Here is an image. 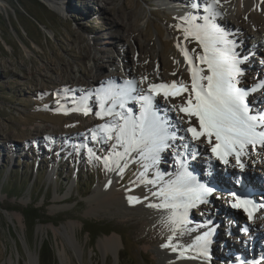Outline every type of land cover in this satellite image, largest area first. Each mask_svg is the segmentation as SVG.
I'll return each mask as SVG.
<instances>
[{
  "label": "rangeland",
  "instance_id": "obj_1",
  "mask_svg": "<svg viewBox=\"0 0 264 264\" xmlns=\"http://www.w3.org/2000/svg\"><path fill=\"white\" fill-rule=\"evenodd\" d=\"M52 1L58 3L60 9L52 7L46 0H0V5H3L0 7L1 181H7L8 177L17 179L16 188L0 185V264H41L39 250L44 238L52 241L55 264H170L171 259L165 258L156 245L168 239L187 216L180 214L173 221L159 220L150 226L142 217L149 218L141 212L131 217L121 216V212L114 208L87 212L91 196L106 177L108 158L121 153L124 147L117 143L115 132L112 133L113 139L109 140L99 126L101 123L94 127L91 123L95 122L98 113L106 111L112 104L108 99L104 109L101 108L103 82L107 83L112 75L121 74L128 68L133 69V65L138 66L139 63L144 67L154 63L162 80L165 82L170 79L169 85L173 81L178 86L181 82L186 85L188 92L172 96L173 99L186 98L183 103L186 104L191 92V73L190 67L181 62L185 59V51L194 61L200 62V54L196 49L204 48L195 38V28L205 22L207 13L198 14L194 17L195 21H189L168 7V3L174 0H91L92 4L88 1L84 5L81 3L85 0ZM232 1L219 0V4L230 6L228 4ZM190 3L177 1L183 7ZM195 5L201 10L208 9V5L202 6L201 2ZM256 5L250 12V18L264 30V0H256ZM86 6L89 11L84 10ZM87 12L89 15L85 16ZM230 13L226 16L232 22L237 19L248 26V20L240 12L231 10ZM259 13L263 17H258ZM214 18L228 24V19L220 11H216ZM232 22L228 30L237 32L234 37L240 40L246 38V45L258 42L259 38L251 28L248 33H244V30H236ZM89 39L93 44H88ZM237 47L241 50V44L238 43ZM253 47L261 48L256 45ZM254 55L257 57L253 60L256 58L254 62L260 67L252 64L253 60L247 65L240 64L242 68L238 79L241 84L247 83L242 85L244 88H254L252 94H262V98L254 94V102H264V77L255 80L257 87L261 88L252 85L255 77L253 70L260 76L262 73L258 69H264V53L258 51ZM111 56L117 59L116 64L119 66L110 65ZM93 58L104 65L99 71L101 80L96 84L90 83L92 78L96 79L97 73L91 61ZM132 88L139 97L143 96L141 88L135 84ZM172 103L175 113L169 114L171 123L164 119L163 122L171 129L175 125L173 121H177L179 127L175 128L174 134H170L174 142L168 143L163 149L159 164L167 169L175 164L178 169L180 162L174 160L171 163L168 157H172L174 147L185 149L181 148L185 141L186 145H190L182 130V124H188L189 118L179 111L181 103L175 100ZM82 104L87 111L80 113ZM127 105L132 108L139 106L133 100L128 101L125 108ZM159 108L167 113L161 104ZM132 110L137 116V112ZM120 123L123 122L117 120L115 124ZM75 137L77 141L73 140ZM188 150L200 153L199 156L185 154L188 163L190 159L206 162V153L201 148L197 151L194 142ZM256 157L257 150L251 151L249 169L258 167L255 166L258 163ZM227 159L234 162L231 158ZM142 163V159L136 158L124 169L121 179L124 185L141 171ZM184 166L182 164L181 168ZM216 166L223 170L222 163L218 162ZM155 169L162 172L159 168ZM155 169L150 171V179H153ZM196 171L198 176L204 173L199 167ZM38 172L40 176L36 184L33 187L32 183L29 184L23 191L27 181ZM42 183L48 190L38 196L37 191ZM217 191L212 189L196 204H190V217L202 224L206 214L210 216L208 209L212 210L214 205L221 207L224 204V210H234L230 201H226ZM253 197L258 206L264 203V199ZM32 203L45 217L35 227L20 211L21 207ZM232 215L229 213L232 218L244 220L241 214ZM259 215L258 224L264 227L263 212L260 211ZM225 218L217 220L212 213L207 218L217 227L216 236L209 234L210 231L206 233L213 239L208 246L203 247V254L207 255L209 264H224V252H229L226 235L232 233V228L230 217ZM76 221H81V225L76 226V235L63 227L68 222ZM90 223H96L97 226ZM240 225L237 228L238 238L246 241V233ZM86 228L91 232L86 231ZM116 233L122 238L119 255L112 250L104 253L99 246L100 241ZM221 241L224 242L223 247ZM77 244L83 248L81 254L74 248ZM203 254L200 253L201 256Z\"/></svg>",
  "mask_w": 264,
  "mask_h": 264
},
{
  "label": "bare ground",
  "instance_id": "obj_2",
  "mask_svg": "<svg viewBox=\"0 0 264 264\" xmlns=\"http://www.w3.org/2000/svg\"><path fill=\"white\" fill-rule=\"evenodd\" d=\"M46 1L56 9L57 7H59V4L52 0H46ZM88 1H90V3L92 4L91 0H85L84 3H81V5L87 4ZM177 1L181 3H188V1L189 2L191 1V3L189 4V6L183 7L178 5ZM200 2L202 6H205V4L206 6L208 5V9L201 10L200 7L195 5V3L198 4ZM228 5L230 6H223L222 4L215 3L214 0H174V2L171 1L168 3V7L170 9L175 10L178 15L183 16L189 21H195L194 18L195 16L206 12L207 13L206 18L204 19L205 22H203L201 25L196 26L195 33L200 37H202L204 42L208 43L210 48L213 46L212 37H223L225 43H217L215 44V47L220 50L230 48L232 52L235 54L236 60L240 61V58L242 60L245 59L244 61H240V63L237 65V67L240 69L242 68L240 67V64L242 65L243 63V65H247V63L251 62L254 57H257V55L250 54V52L254 49V47H252L253 44L249 43L248 45H246L245 44L246 38H244V40H240L239 37H234L237 35V32H235V30L234 33L228 30V28L231 27L229 23L232 21L229 19L230 18L229 16H226V14L229 13L228 15H230L232 14L230 13V11L235 10L240 12L243 18L248 20V26L243 25L237 19H235L234 22H232L233 23L232 25L236 27V30H244V33L245 32L248 33V29L251 28L256 33V36L259 38L258 46L261 47V48H256L255 50L262 53H264V37H263L264 35L262 36L264 30H262V28L257 24V22H255L250 18L251 10L257 7L256 0H233ZM1 6L3 5H0V7ZM84 10L89 11V7L88 6L84 7ZM216 11H220L222 14L225 15V17L228 19V24L227 23L225 24V22L220 21V19L215 20L214 16ZM262 11H264V8L262 9ZM61 12L64 13V11ZM262 13H259L258 17L259 16L261 17ZM87 15H89L88 12L87 14H85V16ZM91 42L92 40L90 41L89 39L88 44H93V42L92 43ZM238 43L241 44V50H239L238 47L236 48V45ZM196 50L200 54V56L204 55V49L197 47ZM242 57H247V58H242ZM191 60H192L191 66H196L199 67L200 69H204V72L202 74L204 75L208 74L206 64H201L200 62L194 61L193 57H191ZM254 60L251 63L257 65L258 63H256V61L254 62ZM91 61L94 64L97 73H96V79L92 77H91L92 79L90 78L91 79L90 83L95 82L94 84H96L97 81L101 80L100 72L104 68V65L100 63L98 59L95 58H93ZM157 61L155 60V62ZM109 62L110 65L112 66L113 64H116L117 59L111 56L109 58ZM181 63L182 64L184 63L186 64L185 66L190 67L189 62L185 59ZM133 69L129 70L128 68L127 71H124L121 74L117 73L115 75H112L111 78H108L107 83L103 82L104 86H102V88H104V95L109 90L113 92H119L123 89H128L129 87L132 88L133 84H135L138 88H141L143 96H148V95L152 96V111L156 114V116H158L162 121L164 119L165 122L171 123L169 114L172 115L175 113V110H173L172 100H175L176 102L183 104L186 98L175 97L173 99L172 95H169L167 98H165V96L163 95L164 90H160L159 95L149 92L148 86L150 84L169 85L171 83L169 78L166 79L165 82L164 80H162V76L159 73V71H157L156 65L154 63L153 65L150 64V66L147 67H144L142 64L139 63L138 66L133 65ZM258 71L262 73L260 76L257 75V72L255 70H253V72L255 73V77L253 79L254 84L252 85H254L255 87H257L255 80L257 78L262 79L264 77V69L259 68ZM129 81L132 82L131 85L126 83ZM203 83L206 84L207 82L204 81ZM244 84L246 85L247 83L246 82H244L243 84L240 83L238 86L244 88V86H242ZM258 87L261 88L260 86ZM247 90H249L247 101L251 103V105L249 104V107L251 109L250 114H257L258 112L264 111L263 101L257 100L256 102H254V97H253L254 94L258 96V94L256 93L252 94L254 88ZM104 95H102V97H104ZM132 95L137 98L139 97V94L136 92L135 89L132 91ZM258 97L262 98V94H260V96ZM107 101L108 99L104 100V106L107 105L106 104ZM160 104L165 108V111H167V113H164L163 110L159 108ZM138 105L139 108L136 107V105L133 108L132 106L127 105L126 109L127 108L134 109L137 112L136 113L137 116H139L140 104L138 103ZM80 106H78L80 107L79 108L80 113L87 111L86 108H84V104ZM111 106L112 104H110L109 107ZM78 107H77V112H78ZM115 111H121V109L117 106L115 108ZM97 119L95 120V122L91 123L92 127H94V125H98L99 123H101L99 124V126L104 124L112 125L115 124L117 120L120 121L118 118L109 115H104L102 118L101 116L98 115ZM173 123L175 125L171 129L165 123L167 125L166 128L167 131L169 132L168 133L169 136L174 134L173 132L176 130L175 129L176 127H179L178 126L179 124H176L177 121L175 122L173 121ZM191 123L196 125L198 128V121H196L195 118L191 120ZM189 126H190L189 123L182 124L183 133L184 135H186V138H188L187 141L189 142L190 145L189 146L186 145V141H185V144L183 143L181 147V148L186 147L185 149L181 150L180 148L177 149L176 147H174V151L172 152L173 153L172 157L171 158L168 157L171 163L174 162V160L175 161L178 160L179 162L183 161L184 163L181 164H185L184 168H181L180 166L179 169H177L175 164L170 165V168L168 169L164 168V166H161L159 164V159L163 155V150L159 152L158 155H156L155 159H153L152 155H149L147 158H143L139 155L138 152H131L123 156L114 154L113 156L108 158L109 167L107 170L106 177L104 178L102 183L98 184L94 194L91 196L87 212L94 213V212H98L101 209L111 210L114 208L115 211L121 212V216L123 217H131V215L138 214L141 212V214L144 213V215H146L149 218V219H145L144 218L145 216L142 217L143 221L149 224L150 226H152L155 223H158L159 220L165 221L166 219H168L167 222H169L170 219L173 221L175 217H177L180 214L187 216L185 222L182 225H180L177 230L173 231L172 235L168 237V239H165L156 245V247L163 253L165 258L171 259L170 264H209L207 262L208 261L207 255L203 254L205 252L204 251L205 249H203V247L208 246L211 240H213L210 239L206 234L208 231H210L209 234L212 233L214 236H216L215 234L216 225L214 227V223L209 221V219L207 218H210L211 213L215 216V218H217V220H221V219L226 220L225 217L228 216L230 217L231 220L230 226L232 228L231 229L232 233L228 232V234L226 235L227 237L226 242L228 244L227 248L229 252H227V250L226 252H224L225 253L223 256L225 260L224 264H229V262L230 264H251L245 261V259L264 255V227L258 224V217L260 216L259 215L260 212H256L255 198L253 197L255 196L257 199L259 198V200L264 199V146H261L260 144H256L254 146V147L257 146L262 147V152H263L262 154L263 158L261 160V163L255 169L254 168L249 169L248 162L245 160L246 157H250V153L251 151H253L254 147L252 145H246L243 153L240 156L241 159L244 158L242 160L244 161L243 167H241L240 164L237 163L235 153L231 155H227L226 156L227 163H225L223 160L219 159L216 154L212 152V147L213 145L216 144L215 137L214 136L212 137L211 144L208 143V140L205 137H201L198 140L193 139L191 133L187 131V128ZM73 140L77 141L78 138L75 137L73 138ZM173 142H174L173 139H169L167 141V144ZM193 142L194 145H196L197 151L198 149L201 148V150L206 153L207 157L204 158L206 159V162H204V160L202 162L200 161L196 162L190 159L191 160L190 162L193 163L191 164L190 162L188 163L186 161V158L184 157L185 154H189V156L193 155L191 153H194V156L195 155L199 156L200 154L199 152H195L194 150L191 151L188 150V148L192 146ZM122 153H124V147L120 154ZM228 156L232 157L234 162L228 160L227 159ZM136 158L142 159L143 162L142 169L129 183L124 185L123 182L121 181L122 173L124 169L128 165H130V162H132V160ZM218 162L224 165V167L222 168L225 171L224 173H222L223 171L220 172L218 166H216V163L218 165ZM192 166L197 168L199 167V169L204 173L199 174V176L196 175V173L194 175H189L185 173L186 171H189L190 167ZM155 168L161 169L162 172L160 173ZM153 169H155L156 171L154 173L153 179H150L151 178L149 177V175H151L150 171ZM254 172L257 173L258 175L255 174ZM182 173L183 176H181ZM225 175L232 177L235 176L237 179L241 180L242 185H237V183L235 182L236 179L233 182V185H231L230 183L232 182V179L226 178ZM200 176L202 179L200 178ZM223 181H225L226 184L229 181L228 186L226 185V187L229 188L238 187L243 190L254 189L260 191L259 193L251 196L252 202L255 204L252 207V210L255 211L254 215H251V217L249 216V212H251V210L248 204L243 205L241 207H234L233 208L234 210L231 209L224 210L225 208L223 207L225 206L224 204H221L222 205L221 207L218 205H216L217 207L215 205L214 206L212 205L213 206L212 210L211 208L208 207L209 208L208 210L210 211V216L206 214L205 221L202 224L194 220V218L190 217L188 212L190 207L185 208L184 205L189 204L186 202L187 199L189 200L195 199V194L192 193V190L194 188L198 189L202 186L203 188H208L211 190L217 189L218 190L217 192H220V194L225 198V200L229 198L232 201V203L230 204L231 206L237 203L236 198L234 199L227 197L222 193V191H220V190H226V187L222 184ZM259 181L262 182L261 185H259ZM173 184L179 187L181 191L188 193V195L176 196V197L167 194L160 195V192L162 190L167 192L169 186ZM217 187L220 189H218ZM130 200H133V202H130ZM134 204H140V205H134ZM164 205H167V207H165ZM173 205L176 206L174 207ZM259 206L261 207L262 204H259ZM245 207L248 209V211H245ZM262 212L263 211H261V213ZM229 213L235 216H237V213L238 215L241 214V218L243 216L244 220L240 221L239 218H232L231 216H229ZM153 215L154 218H151ZM243 224L247 225L248 227L247 228L248 231L246 232V235H244L246 236L245 237L247 239L246 241L238 238V234H239V230L237 232L238 225H240L241 228H243ZM80 225H81V221H76V222H68L63 227L66 228L67 230H72V232H74V234L76 235V229H77L76 226L78 227ZM233 225L235 226L232 227ZM120 242H122L121 235L119 233H116L107 236L106 238L101 240L99 246L104 253H108L110 250H112L117 255H119ZM221 244L223 247L224 242L221 241ZM74 248L76 249L78 254H81L82 252L81 250L83 248L81 247L80 244L75 245ZM200 253H202L203 256H201ZM239 260H243V261L239 262Z\"/></svg>",
  "mask_w": 264,
  "mask_h": 264
},
{
  "label": "snow or ice",
  "instance_id": "obj_3",
  "mask_svg": "<svg viewBox=\"0 0 264 264\" xmlns=\"http://www.w3.org/2000/svg\"><path fill=\"white\" fill-rule=\"evenodd\" d=\"M214 2L219 3V0H214ZM195 38L204 48V55L199 56L198 59L201 64L207 65L208 74H202L204 69L192 67L191 57L188 56L187 51L184 52L185 60L190 64L191 92L186 104L178 106L179 111L189 118L190 126L187 131L191 133L193 139L198 140L205 137L211 144L214 136L216 144L213 145L212 152L225 163H227L226 156L235 153L237 163H240V156L246 145L264 146V111L250 114L251 109L247 101L249 90L238 86L240 84L238 76L241 70L237 65L240 61L235 59V54L230 48L220 50L215 47L217 43H225L223 37H212L213 46L211 48L199 35ZM204 81L207 83H203ZM126 83L131 85L132 82ZM148 88L150 93L157 95L160 94V90H164L165 98L169 95L181 96L189 91L182 82L178 86L175 81L171 85L150 84ZM133 90L129 87L119 92L109 90L105 93L101 98V108L104 107L105 99H110L112 106L98 115L101 118L104 115L114 116L123 123L104 124L100 125V128L109 140L113 139L112 133L115 132L117 143L124 146V153H118V155L138 152L143 158L152 155L155 159L156 155L168 146L167 141L174 137L169 136L164 122L152 111V96L137 98L132 95ZM129 100L140 104L139 116L134 115L131 108H125ZM117 106L121 111H115ZM193 117L198 121V128L191 123ZM93 139H95V133ZM241 167H243L242 164ZM196 191L198 193L196 198L200 199L210 193L211 189L201 186ZM166 194L173 197L188 195L175 184L170 185L167 192L164 190L160 192V195ZM190 203H192L191 199ZM250 203V201H240L237 198V203L232 206L241 207ZM189 204H185L184 207L187 208ZM164 206L167 207V205ZM245 211H248L246 207ZM249 216L251 217V212Z\"/></svg>",
  "mask_w": 264,
  "mask_h": 264
},
{
  "label": "trees",
  "instance_id": "obj_4",
  "mask_svg": "<svg viewBox=\"0 0 264 264\" xmlns=\"http://www.w3.org/2000/svg\"><path fill=\"white\" fill-rule=\"evenodd\" d=\"M2 171L0 170V185L4 188H16V180L17 179H11L8 177L7 181H1L2 179ZM40 176L39 172L36 173L34 176H32L28 181L27 184L22 188L23 191L27 189L29 184L32 185V187L36 184V179ZM48 190V187L46 188L45 183H42L39 187V190L37 191V195L44 194L45 191ZM20 211L25 216L26 220H29L32 223V226L35 227L42 218H45L42 216L40 209L34 205V203L26 206L21 207ZM92 225H96V223H90ZM86 231L91 232L89 228H86ZM101 231V230H100ZM91 234V233H90ZM39 258L41 264H55L56 263V255H55V249L53 247L52 241L49 239L44 238L42 240L40 250H39Z\"/></svg>",
  "mask_w": 264,
  "mask_h": 264
},
{
  "label": "water",
  "instance_id": "obj_5",
  "mask_svg": "<svg viewBox=\"0 0 264 264\" xmlns=\"http://www.w3.org/2000/svg\"><path fill=\"white\" fill-rule=\"evenodd\" d=\"M235 198H236V199L239 198V200H242V201H250L251 203L248 204V205H249L250 210H251V215L255 213V211L252 210V207H253L254 204H253V202H252L251 200H246V199L241 198V197H239V196H237V197H235ZM235 198H234V199H235ZM196 200H197V199H192V204H191V205L196 204ZM227 200H229V201L232 203V201H231L230 199H227ZM186 202L189 203V199H187ZM189 207H190V205L188 206V208H189ZM22 214H23V213H22ZM208 263H209V261H208Z\"/></svg>",
  "mask_w": 264,
  "mask_h": 264
}]
</instances>
